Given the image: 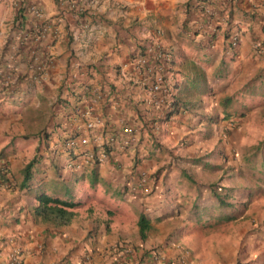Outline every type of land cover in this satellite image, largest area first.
<instances>
[{"label": "crops", "instance_id": "crops-1", "mask_svg": "<svg viewBox=\"0 0 264 264\" xmlns=\"http://www.w3.org/2000/svg\"><path fill=\"white\" fill-rule=\"evenodd\" d=\"M203 3L208 14L195 8L193 0H0V151L12 181L9 186L0 176V264H11L16 246L20 264H159L152 248L187 264H262L253 245L264 239V216L246 223V217L256 218L250 215L252 208L216 198L227 193L245 200L248 189L264 191V178L256 169L260 151L249 152L264 133V90L259 89L264 86V0ZM233 33L239 43L229 49L227 37ZM257 41L261 50L254 48ZM146 44L171 52L179 97L188 105L170 120V132H163L161 154L135 163L132 152H116L109 161L68 168L72 156L61 143L66 132L93 138L96 132L118 130L125 115L129 122L135 120L132 107L142 91L129 80V62ZM73 62L95 73L74 78ZM55 71L61 72L57 86L74 80L79 98L85 97L81 82L99 85V104L93 109L87 100L72 105L65 89L55 104ZM108 85L115 89L111 94ZM61 97L67 102L60 104ZM117 102L126 105L123 113ZM229 112L241 113L236 129L226 127L223 116ZM95 115L103 123L87 132L85 122ZM46 125V134L39 132ZM202 156L204 165L188 161ZM32 159L42 161L41 169L30 171L21 186ZM50 166L57 168L62 189L95 174L111 186L109 194L112 189L127 206L138 208L135 222L128 223L126 205L97 211L94 204H106L101 198L76 201L87 214L75 210L69 224L43 222L34 213L38 194L69 199L60 188L46 186L55 176ZM140 171L149 176L152 193L123 192L127 181L138 182ZM247 174L252 177L249 188ZM213 183L222 185V191L212 190ZM140 213L152 219L144 240L137 223ZM234 226L238 232L233 237L223 236L225 250L215 236L208 237L206 250L196 248L199 231ZM116 245L119 251L112 249ZM240 246L244 252L238 254Z\"/></svg>", "mask_w": 264, "mask_h": 264}, {"label": "clouds", "instance_id": "clouds-1", "mask_svg": "<svg viewBox=\"0 0 264 264\" xmlns=\"http://www.w3.org/2000/svg\"><path fill=\"white\" fill-rule=\"evenodd\" d=\"M201 5L199 7H201L203 9V11L206 14H208V11L206 12L207 9H206V7H205V5H204L203 2L201 3ZM230 36L231 35H229L227 37L228 48L229 49H233L235 47H231L230 46V43H229ZM238 43H239V36H238ZM162 48L164 49L165 47H162ZM261 48H262V45H261ZM143 50H144V48H143ZM142 51H140V52H142ZM169 53H170V58H171L170 64H171V66L173 68V71H174V74H175V79H176L175 80V92L172 95V100L171 101L173 102L175 100V103H179V102H181V100H180V97H179V88H178V75H177L178 72L174 68V59H173V57L171 55V52L169 51ZM82 66L84 68H91V67L86 66V65H82ZM92 71H93L92 74H90V73L89 74H85V76L86 77H91L95 73L93 69H92ZM77 74L78 73L74 71L73 74H72V76L74 78L75 77L82 78L84 76V74H82V75H80V74L77 75ZM133 77H136V75L133 76ZM81 85H83V91L84 92H85V88H88L87 89L88 90V93H89V90H91V87H97L98 94L100 95V99H101V97L103 95V91L100 89V87H98L99 85H97V84L96 85H92V84H89V83L88 84L87 83H84L83 84V82H81ZM135 85H138V84L135 82ZM107 90H108L109 94H111V92H110L111 87H109V89L107 88ZM140 90L142 91V96H141V100L137 99V102H136L137 106H136V108L139 109V110H141V112L143 114V117H144V120H143L144 126H142L141 124L140 125H138V124L136 125L134 123V120H131V119H130V122H129L127 120L126 116H125V117H123V118L120 119L121 127L118 130L111 129V130H108V131H105V132L104 131L103 132H96V135L93 138H91V135L90 134H86V135L75 134V135H73V134H70V133H67L66 132L65 137L62 139V142L61 143L63 145L64 151L66 153L69 152L70 153L69 154L70 157L72 156L69 159V161H68V165L71 164L70 167L72 169L73 168L79 169V168H77V167H75L73 165L74 159L78 158L79 156H84L86 153H89V152H95V151L97 152L100 149V146H96L97 143L94 140L96 137H100V141H104V142L107 140L108 136L109 137L112 136L114 138V136L117 135L119 137V135L121 133V128L124 125V123H130V124H132L136 128V130L138 131V139L136 140V142L133 145L125 146V147H122L121 148V146H120L121 145V140L119 138H115L117 141L113 142L110 145H104V148H105L106 153H107V158L104 161H98V160H96L94 163H84L83 165H91V166H93V165H97L99 163H103L105 161H109L111 159V157L113 156V154L116 153V152H125V153L132 152L131 159L135 163H140L141 161H145L147 159L145 157V155H146L145 154V151L147 149H150V148L153 147L152 146L153 143L151 141H154V142L157 143V148L154 151V153L157 154V155H155V154H151V155L158 156V155L161 154V152H162V146H163L162 135H163V132H164L165 128L164 127L162 128L163 122H160L161 121L160 118H164L165 121H170L178 113H176V114L174 113L173 115H169L168 114L172 110L171 106H169L171 104V101H167L166 103L161 104V105H159V104H156V105H153V106H151L149 104L147 105V103L143 99L144 91L142 90L141 87H140ZM113 96H114V94H113ZM90 97H91V95L89 94L88 98L86 99L88 101L89 108H90V105H92L91 102H90ZM114 98H116V97L114 96ZM100 99H99V102H100ZM99 102L96 105H98ZM138 106H140V107H138ZM93 107H91V109H93ZM117 107H118V109L121 108V106H119V103L118 102H117ZM181 109H182V111H184L185 109L187 110L188 109V105H184L183 104ZM167 116L170 117L169 120L166 119ZM96 117H100L102 119V116H100V115H95V116L92 117V119H94ZM92 119H90V120H92ZM90 120L86 121L85 124H87V122H89ZM135 120H137V118H135ZM102 123H103V120H102ZM231 125H227L226 127L229 130H231L232 129V126ZM165 127H167V126H165ZM85 130L87 132H89V131H96L97 130V127H95V129L90 130V129H87V127L85 126ZM82 136L88 138L89 142L87 144L80 145V146H77V147H74V148H67L65 146V143H66V141L68 139H70L72 137H82ZM100 143L101 142H99L98 144H100ZM84 146H90V147L87 150H83L81 152H77V150H78L79 147H84ZM135 169H136V167L133 168L134 171H135ZM7 171H9V169H7ZM132 173H133V171H132ZM7 177L8 176H6L5 178H7ZM1 178H3V177H1ZM5 178H3V179L5 180ZM148 179H149V176L147 177L146 172L140 171L139 172V175H138V179H137L138 182L127 181L124 184V186H122L123 192H128L129 194H132V195H139V194H141L144 197L150 195L152 193V188L147 185V180ZM244 181H246L245 187L247 188L248 179L246 178V179H244ZM220 186H222V185H220ZM222 188H223V186L220 189H218V190L219 191H222ZM224 196L228 198L227 200L229 202H231L233 204H238V205L242 206L243 209H245V206L247 205L248 201L251 200V199H249L247 197H246L245 200L235 199L234 197H231L227 193H224ZM107 212L108 213H111L112 210H108ZM204 221H208V220H204ZM139 233H140V231H139ZM263 241H264V239H263ZM259 246H262V244L259 245ZM117 248H120V247L118 245L112 247V249H114L116 251H119L120 249L117 250ZM257 249H259V248H257ZM15 250H18L19 251V262L13 263V264H20L21 263V250L17 246L14 247L13 252ZM149 251H153L152 252V256H153V258L155 260V263L156 262H159V264H187L186 260H184L181 257H175V258L173 257V259H172V258H167V257L163 256L162 253H160L159 251H157V248H152ZM182 251L184 253L187 252V250L185 248L182 249ZM11 254H10V257H11ZM10 263L12 264V262H10Z\"/></svg>", "mask_w": 264, "mask_h": 264}, {"label": "built area", "instance_id": "built-area-1", "mask_svg": "<svg viewBox=\"0 0 264 264\" xmlns=\"http://www.w3.org/2000/svg\"><path fill=\"white\" fill-rule=\"evenodd\" d=\"M37 15H41L38 13ZM207 12V10H206ZM229 43L231 47H236L238 44V35L236 33L232 34L229 38ZM142 52L135 54L131 61L129 62V68L133 69V74L129 80H134L144 91L143 99L147 105H156L164 104L167 101L172 100V95L175 92V74L173 68L170 64L171 58L170 53L166 49L160 47H154L152 45L146 44ZM254 48L261 49V43L259 41L254 43ZM72 68L78 74H92L93 71L91 68H84L82 64L78 62H73ZM135 73V74H134ZM77 74V75H78ZM136 77H133L135 76ZM91 95L90 108L95 106L100 99L98 94L97 87H91L89 90ZM124 122V121H123ZM102 124V119L96 117L89 122H87V129H95ZM121 140V148L125 146L133 145L138 139V131L130 123H124L121 128V133L119 135ZM95 142L96 146H100V149L96 152L86 153L84 156H79L74 159L73 165L77 168H80L84 163H94L96 160L104 161L107 158V153L104 148V145H110L113 142L117 141L112 136H108L107 140L100 141V137H96ZM89 142L86 137H72L68 139L65 143L67 148H74L80 145L87 144ZM101 142L100 144H98ZM10 262L17 263L19 262V251L15 250L10 257Z\"/></svg>", "mask_w": 264, "mask_h": 264}, {"label": "rangeland", "instance_id": "rangeland-1", "mask_svg": "<svg viewBox=\"0 0 264 264\" xmlns=\"http://www.w3.org/2000/svg\"><path fill=\"white\" fill-rule=\"evenodd\" d=\"M57 73L60 74L61 72L55 71L54 75H53L54 84H55L54 91H55V96H56L55 104L58 103L59 95H60V88H61V85L63 83V80H62L61 84H59V86H57L58 85V81H56ZM259 89L263 91L264 86L260 87ZM252 107H253L254 111H256V108L254 106H252ZM49 120H50V118H49ZM160 120H161L160 122H163L162 128L163 127L165 128L164 132L169 133L170 130L168 127V123L170 121H165L164 118H160ZM49 123H50V121H49ZM54 124H55L54 126H57V124H58L57 121H55ZM165 126H167V127H165ZM46 128H47V125L44 126L42 129H39V132L46 134V131H47ZM51 130H53V129H51ZM259 136H260V138H258L257 144H255L253 147H251L249 149V152L254 153V152L260 151V156H259L260 159H259V163H258L256 169L258 171L259 177L264 178V167H263L264 166V133H262ZM255 138H257V137L255 136ZM40 162H42V161L32 162V165L29 167L28 170H30V171L40 170L41 169V164H39ZM67 166L69 168L71 166V164L67 165ZM74 169L75 168H73V171H75ZM49 170L55 176L53 175L54 176L53 179H48L46 186H48L49 190H56V189L60 188V190L65 191V196H66L65 198H69L73 201H79V200L85 201V200H89V199L96 200V199L101 198L105 201V203L108 206H106V204H102V203H96L93 205L96 207V210L97 211L99 210L101 213L103 211H106L107 209H109L108 207L118 208L122 205L127 206V203L124 201L123 197L114 194L112 189L110 190L111 194H109L107 191H108V189L111 188V186L108 183L101 181L95 174H87L86 176H84L80 179L72 181L70 185H68L65 182L66 183L65 189H62L61 187H62L63 182H61L59 180V178L57 177L58 176L56 173V172H58L57 168L50 166ZM42 174H43V170L40 172V175H42ZM248 174H247V179H248L247 188L251 186L249 180L252 179V177L249 176ZM36 179H37V177L35 178L34 181H36ZM254 179H258V178L254 177L253 180ZM50 193H52V192H50ZM246 197L251 199V200L248 201L244 210H248V209L252 208L253 213L252 214L250 213V215H255L256 218L252 219V218L246 217L244 219V221L246 223H252L253 224L255 222V220H260V219H258L259 217L264 216V191H256L253 189H248L246 191ZM91 203H93V202H91ZM127 207L129 209V214H130L127 217V221H128V223H134L135 219L137 217V209L138 208L136 209L135 205L127 206ZM76 211H77V214L78 213L87 214V211L85 210V208H78V209H76ZM140 214H139V216H140ZM138 219H139V217H138ZM261 220L264 221V218H262ZM137 223H138V221H137ZM237 232H238L237 226L231 227L230 229L225 228V229H218L215 231H208V230L202 231L201 230V231H199V235L195 239V246H196V248H198L200 250H206L207 244H208V240H207L208 237L215 236L216 238H218L220 240V242H219L220 243V249L225 250L227 246L224 245L225 242L223 241V236H225V238L233 237V235L236 234ZM253 246H255V248H259L256 250L259 251V254H258L259 259H260L261 263L264 264V241H262V246H259L258 243L254 244ZM243 252H244V247L240 246L238 249V254H241ZM256 259L258 260V258H256ZM248 264H250V262H248Z\"/></svg>", "mask_w": 264, "mask_h": 264}, {"label": "trees", "instance_id": "trees-1", "mask_svg": "<svg viewBox=\"0 0 264 264\" xmlns=\"http://www.w3.org/2000/svg\"><path fill=\"white\" fill-rule=\"evenodd\" d=\"M194 2H196V6L195 8H201L198 7L201 5L202 2H204L205 0H193ZM191 2L188 1L187 6H189ZM202 6V5H201ZM202 10V9H201ZM211 16V15H209ZM74 80L71 83H68L67 81H63L60 90L62 91V89L67 90L70 93V96L72 97V100L70 103L73 105L75 102H79L80 100H86L89 96L90 93H88V88H85V92L83 91V93L85 94V97L79 98V94L76 93L75 89H76V85L74 84ZM80 86V85H79ZM110 86L108 85V88ZM111 90L114 91V87H111ZM60 91V94H61ZM63 99V97H61ZM117 101V100H116ZM60 104L63 102H67L66 98L63 99V101H59ZM119 103V102H118ZM182 102L179 103H175V100L172 102L169 106H171L172 110L168 113L169 115H173L174 113H180L182 111ZM119 106H121L120 108V113H123V109L126 108V105H121V102L119 103ZM137 106V105H136ZM136 106L132 107L134 109L135 112V117L137 118V120H134V123L137 125H142L144 126V117L143 114L141 112V110L137 109ZM125 115V113H124ZM126 116V115H125ZM124 116V117H125ZM241 116V113H232L229 112L228 114H225L223 116V119H227V125H231L232 129H236L239 126V120L238 118ZM169 116L166 117L167 120H169ZM117 136V135H116ZM114 136V138H119L118 136L116 137ZM153 143V147L150 149H147L145 151V157L147 159H150L153 157V155H151L157 148V143L154 141H151ZM5 157V152L4 151H0V176L5 178L6 176H8L9 171H7L8 166H7V161L4 160ZM204 158L205 156L202 157H194V158H189L188 161L193 163V164H201L204 165ZM32 162H34V160L32 159L24 168V180L21 186H24L25 182L28 181L29 179V175H30V170L29 167L32 165ZM206 167H209L210 169L212 168H218L217 166L211 165V164H205ZM9 180V181H8ZM4 181H7L9 186H12V181L9 179V177L5 178ZM222 186L217 185L216 183H213L210 185V188H212V190L219 192L218 189H220ZM215 192V193H216ZM224 199V195H222V197H217L216 199ZM37 200H38V204L34 207V213L36 216H39L41 218V220L43 222H49V223H53L55 225H66L69 224L73 218L76 215L75 209L78 208L80 206L79 202L73 201L71 199H62L60 197H55V196H51L45 193H40L37 196ZM224 220H230V218L226 219L224 218ZM152 219L148 216H146L145 214L141 213L138 219V226H139V231H140V236L142 238V240H144L147 236L149 231L152 229V224H151Z\"/></svg>", "mask_w": 264, "mask_h": 264}]
</instances>
